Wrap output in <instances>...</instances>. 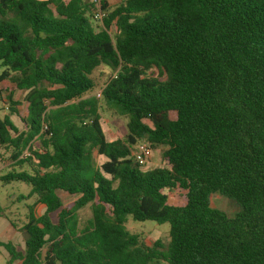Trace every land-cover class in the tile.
Returning a JSON list of instances; mask_svg holds the SVG:
<instances>
[{"label":"trees","instance_id":"obj_1","mask_svg":"<svg viewBox=\"0 0 264 264\" xmlns=\"http://www.w3.org/2000/svg\"><path fill=\"white\" fill-rule=\"evenodd\" d=\"M101 66L124 140L85 97ZM140 142L165 148L164 167L134 161ZM0 149V183L36 199L25 252L0 242L6 264H264V0H0ZM129 217L169 224L168 245L144 244Z\"/></svg>","mask_w":264,"mask_h":264},{"label":"rangeland","instance_id":"obj_2","mask_svg":"<svg viewBox=\"0 0 264 264\" xmlns=\"http://www.w3.org/2000/svg\"><path fill=\"white\" fill-rule=\"evenodd\" d=\"M111 8H114L121 4L125 0H107ZM101 22H96L95 25H100ZM112 34L114 35L115 29H112ZM113 72L107 66L99 67L93 74V79L95 82V88L85 95V97H95L98 99L101 115V123L103 129L109 140L112 139H125L127 135V123L128 118L121 115L116 110L111 109L103 100V97L98 98L97 93L100 92L105 85L108 83L109 79L112 77ZM24 92L16 93V100L20 101V111L25 113L26 104L24 103ZM5 110L4 112H6ZM4 114V113H3ZM2 114V115H3ZM170 118L172 120L176 119V114L171 113ZM136 147L133 148L135 151ZM164 147H152L153 153L150 161L146 164L144 169H153L164 167V162L162 154L164 152ZM4 151L0 149V177L3 176L7 171L10 170L9 164L1 156ZM5 155V154H4ZM30 191V186L22 184L20 182H14L10 185L3 186L0 183V204L5 210V217H0V241L1 242H11L15 247L21 251L25 252L26 245L25 240L27 238L26 232L23 230L24 225L28 221L29 210L28 207L35 204L36 199L30 198L28 200H20V196L27 197ZM186 191L174 190L169 194L170 203L182 206L186 200ZM71 198L65 197L66 203L71 202ZM211 206L215 209H219L225 212L228 216L234 217L239 212V206L236 202L229 200L220 194H214L210 199ZM37 214L42 215L45 209L39 205L35 207ZM79 219L81 224H85L88 220L92 218V208L91 205H87L85 208L81 209L79 212ZM11 221L14 222L15 227L12 226ZM127 229L132 234H138L141 241L152 246L157 240L162 241V243L167 246L169 243V224L158 225L153 221L146 222H135L132 218H128L126 224ZM1 251L3 255L1 254ZM10 259L8 252L1 247L0 249V264H6Z\"/></svg>","mask_w":264,"mask_h":264},{"label":"built area","instance_id":"obj_3","mask_svg":"<svg viewBox=\"0 0 264 264\" xmlns=\"http://www.w3.org/2000/svg\"><path fill=\"white\" fill-rule=\"evenodd\" d=\"M101 1L102 0H93V2L100 8L101 7ZM105 17V13L101 10H99L95 14V20L96 21H102ZM97 97L101 98L102 97V90L97 93ZM135 151H133V158L134 161L140 165L141 167H145L148 161H150L152 157V147L149 143L147 142H140L136 146Z\"/></svg>","mask_w":264,"mask_h":264},{"label":"crops","instance_id":"obj_4","mask_svg":"<svg viewBox=\"0 0 264 264\" xmlns=\"http://www.w3.org/2000/svg\"><path fill=\"white\" fill-rule=\"evenodd\" d=\"M1 242V241H0ZM6 243V242H5ZM0 249H1V247H0ZM1 254L3 255V253H2V251H1Z\"/></svg>","mask_w":264,"mask_h":264}]
</instances>
